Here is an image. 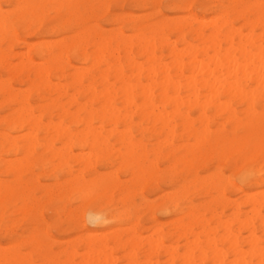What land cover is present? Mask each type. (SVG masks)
<instances>
[{"label": "bare ground", "instance_id": "bare-ground-1", "mask_svg": "<svg viewBox=\"0 0 264 264\" xmlns=\"http://www.w3.org/2000/svg\"><path fill=\"white\" fill-rule=\"evenodd\" d=\"M252 1L245 6L244 0H229L211 17L188 13L153 25L133 18L129 28L138 33L129 38L96 23L94 6L106 17L109 4L118 0H0V112L3 104L7 111L0 115V168L14 182L0 177V264H36L33 253L40 264H120L115 253H122L123 264H264V191L250 193L224 176L225 169L244 171L254 185L264 183V0ZM232 12L239 27L230 19ZM16 27L26 34L43 29L71 36L28 44L17 37ZM20 44L22 53L15 51ZM13 81L25 89L15 88ZM149 140L155 143L148 150ZM116 143L136 152V166L129 162L124 169L130 180L153 184L177 218L165 230L155 224L154 203H147L154 225L144 236L139 218L131 217L134 204L123 205L119 216L132 221L125 237L96 228L75 247L54 252L31 186L22 181L17 164L2 155L28 157L39 148L57 157L60 175L67 178L62 195L75 191L83 207L101 180L85 153L101 161ZM83 158L89 170L73 176ZM158 159L164 170L157 167ZM174 177L173 191L163 193L161 184ZM110 182L118 186L117 178ZM228 187L238 199L228 196ZM60 188L46 191L47 199L61 197ZM190 190L202 200L194 203ZM102 211L90 210L98 214L90 217L96 226L109 218ZM23 226L29 234L17 243ZM24 244L27 254L21 252Z\"/></svg>", "mask_w": 264, "mask_h": 264}, {"label": "rangeland", "instance_id": "rangeland-1", "mask_svg": "<svg viewBox=\"0 0 264 264\" xmlns=\"http://www.w3.org/2000/svg\"><path fill=\"white\" fill-rule=\"evenodd\" d=\"M228 1L229 0H199V1L198 0H155V1L154 0H121V1L118 0V5L115 4L114 2H111L109 4V15L106 17H103L101 10L96 8L95 6L93 9V12L95 14V17L97 18L96 23L103 30L112 31V30L118 29L119 31H122L123 34L125 33L126 34L125 36L129 38H133L134 37L133 34L136 35L138 33L136 31L130 30L129 28L128 21L133 18H136L138 20L146 19L148 22V25H153L162 17L166 19H172L174 17L185 16L188 13L193 16L211 17V16H215L218 13L219 5H221L224 2L228 3ZM248 1L249 3H247ZM250 2H253V1L244 0V5L245 6L250 5L251 4ZM2 6L5 10L9 8L5 5V3H2ZM230 19L234 22L236 27H239L240 24L242 25L241 22H237L234 19L233 12L230 13ZM91 24H95V22L91 21ZM68 33L70 32L65 31L59 35V34H54L52 32H46L43 29H40L37 31V34H26L24 31L16 27L17 37L20 39V41H25L28 44H33L31 42L37 43L40 41L46 42V43H51L52 41L55 42L59 40L58 39L59 37L60 39L70 37L71 33L70 34ZM23 50L25 51L23 44H20L19 46L15 47V51H17L18 53H22L19 51H23ZM30 53L34 59L37 57L35 49H31ZM69 61L71 63L75 62L73 55H69ZM13 85L15 88H18L19 86V88L21 87L25 89V87L19 85L17 81H13ZM21 88L20 90H22ZM1 109H2V112H0V115L1 116L6 115L7 111H6L5 104L2 105ZM44 121H45L44 123H47V120H44ZM55 122L56 121L54 120V123ZM0 129L3 130L4 126L0 125ZM25 131L26 130H23V132H20V134L22 133L26 134L27 132ZM135 134H136V139H138L139 137L137 136V133ZM154 143H155L154 140L146 141L148 150L154 147ZM59 146L60 144L59 145L57 144L56 147L58 148ZM114 146L115 147H113V150L110 151L108 154H105L101 161H99L100 159L97 161L96 159L93 160L94 159L93 154L95 153H90L91 154L90 155L86 149H83L82 152L84 151L87 152V153L84 152L86 155L85 158L86 157L89 158V160L91 161V162L89 161V164L91 165V167L92 165L93 167L97 166L96 168L98 170V174L101 175V180H100L101 183L100 182L98 183V187H96L97 189L94 192V195H93V198L90 204H87L83 207H81V202L78 199H76L77 194L75 191H72L71 193H68L67 195H62L64 194V188L67 185V178L62 177L60 175V169L62 165L59 163V161H57L58 160L57 157H51L52 156L51 154L39 148H36L34 151L29 153L28 157H27V154L25 153H21L17 155H8V154L2 155V159L4 161L11 163L12 165H15V166L17 164L16 167H19L22 173L21 174L22 181L26 182V184L29 183L28 184L29 187L31 186L29 190L30 194L34 196V198L37 200V204H38L37 206L41 208L42 217L44 219V222L46 223L47 232L49 236L51 237V245H52L54 252H58L63 247H66V246L75 247L76 245L80 244L81 240L86 238V236L88 235L87 233L90 234L94 232L96 228H98L99 233H101L102 231H104L102 233H105L106 231L107 233L117 231L118 235L125 237V235L128 233L127 231L131 227L132 221L127 222L126 220H123L124 218L119 216L120 214H122V212H124L123 205L129 206L130 204H134V207L131 209V217L136 214L135 216L139 218V226H140L139 232L142 233V235L144 236L149 235L152 232L153 230L152 226L154 225L153 221L150 219V212H149L150 210L145 208L147 203L149 202L152 204L154 203L152 206H154L153 210H154V218L156 220L155 224L163 225V228L165 230L170 228L168 225L169 222L177 218V215L172 210H170V207H168L164 201H161L162 193H160L159 190L157 192L153 184L148 183L147 185L141 186L139 182L137 183V180L135 179L130 180L131 177L124 172V169L129 166V162L132 164V165L130 164L131 166L129 167L136 166V161H135L136 156L134 155L136 152L131 153L130 151L129 153L128 152L129 150L122 148L118 143H116V145L114 144ZM77 151L78 150L76 148H73L74 153H76ZM21 155H26L25 157L22 156V158H25L26 161H24V159L22 158L19 159ZM91 156H93L92 157L93 159L91 158ZM5 157L6 159H4ZM108 157H110L111 160L113 159L114 160L111 161ZM9 158L12 159V162H11V159ZM146 158L148 161L153 160V156L150 152L146 154ZM84 160L85 159L83 158L80 162H78L77 165L74 166L73 176L78 175L81 172V170H83L82 174H85L89 170V169H84V166L82 164ZM17 161H20V163ZM24 162H26L27 164L25 163L24 165L23 164ZM28 162L29 164H32V165H29ZM18 163H19V166H18ZM57 163L59 164L57 165L58 167H56L55 165ZM148 165L149 164L146 163L144 166V169ZM156 165L160 170H164L166 168V165L162 162L161 159L157 160ZM41 166L43 167V169ZM54 166H55V169L53 171L52 167ZM0 173H1L0 177L9 180L11 182V185L12 183L14 184V182L12 181L13 180L12 177L4 174L1 168H0ZM31 175L33 176V178L31 177ZM107 175H109L110 179ZM204 175L205 173L200 172V176H204ZM261 175L264 176V170H262ZM174 176H176L175 172H174ZM224 176L230 177L234 185H236L237 187L241 189H247L250 193L264 191V183L261 185L259 184L257 186L254 185L253 184L254 180H253L252 175L251 174L248 175L244 171H238L236 173H232V172H229L227 169H225ZM112 178L118 179L117 187H113L111 185L110 180ZM176 180H178V178L174 177L172 178L171 182L169 183L166 182L164 184H161V187H163L164 189L166 188L163 193L172 192L174 188L173 184L175 185ZM136 185H138V187ZM33 186L35 187V189ZM59 187H61L59 189L61 197L48 200L45 195L46 194L45 192L50 191V192L55 193L57 188ZM121 189H127L128 193L126 195L122 194ZM130 190H131V193H130ZM195 192H196L195 190H190L187 196L193 198L194 203H198L200 200H202V197L201 195L195 194ZM227 193H228V196L231 197L232 200L238 199L240 196L239 194L231 193L229 187L227 188ZM144 197L147 199H145ZM144 201H146V203H144ZM178 203H181V201H178ZM163 204H165V206H163ZM62 207H65L67 212L62 211ZM96 207L103 210L101 213L102 215L107 214L109 216L108 219H104V217L103 219H100L102 223L98 224V226H96L91 220H90L91 222H87L85 220V214L90 212V210ZM46 210L48 212H46ZM127 210H130V209H127ZM82 221L83 223H86L85 224V226L87 225L86 229H83L81 227ZM107 222L111 224H108ZM102 226L104 227L102 228ZM35 228H36L37 235L42 233L41 232L42 226L40 224H37ZM27 229L28 227L26 226L18 228L19 238L17 239V243H20L27 238L29 234ZM3 241L4 240H2V237H0L1 245L4 244ZM20 248L22 249L21 252H23V254H27V252H30V248H28L25 244L22 245ZM70 250L71 248H69V251ZM114 256L117 258V261L119 258L120 264H123L125 262V260L121 258L122 253H117V254L115 253ZM139 256H140V259L143 260V254H140ZM32 257H33V260L36 261V264H40V261L38 260L39 257H37L36 253H33ZM63 260H64V257L60 256L59 262Z\"/></svg>", "mask_w": 264, "mask_h": 264}, {"label": "clouds", "instance_id": "clouds-1", "mask_svg": "<svg viewBox=\"0 0 264 264\" xmlns=\"http://www.w3.org/2000/svg\"><path fill=\"white\" fill-rule=\"evenodd\" d=\"M93 215H98V214H97V213H92V212H88V213H86V214H85V220H86L87 222H91V221H90V217L93 216Z\"/></svg>", "mask_w": 264, "mask_h": 264}]
</instances>
